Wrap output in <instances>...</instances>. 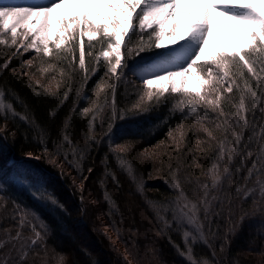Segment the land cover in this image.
I'll use <instances>...</instances> for the list:
<instances>
[{"label": "trees", "instance_id": "obj_1", "mask_svg": "<svg viewBox=\"0 0 264 264\" xmlns=\"http://www.w3.org/2000/svg\"><path fill=\"white\" fill-rule=\"evenodd\" d=\"M84 41L83 68L78 63V49L74 54L66 51L72 42L62 48L68 60L47 59L53 60V87L43 82L45 73L37 74L39 80L19 70L22 58L19 60L16 47L13 51L8 41L0 46V90L19 114L6 115L0 109V239L15 234L16 220L28 210V218L38 230L39 224H44L46 233L44 245L30 250L29 264H43L42 257L48 264H60L61 260L62 264H131L124 250L136 264H189L191 259L199 264L204 260L209 264H264V196L260 194L264 160L259 159L264 156V115L260 110L264 96L257 102L245 94L242 114L247 126L232 164L227 165L240 91L233 86L231 94L224 93L220 109L225 115L219 120L216 112L194 105L208 115L203 126L212 131L209 137L179 103L186 99L182 94L169 91L159 99L147 100L145 85L129 69L151 61L162 51H145L128 60L129 69L117 82L114 99L124 118H117L109 129L111 74L99 55L98 41L91 42L96 45L91 53L90 42ZM41 64L49 63L36 62V67ZM237 83L242 85L239 80ZM252 86L255 88L254 79ZM65 92L67 99L61 103ZM84 108L89 111L84 113ZM65 135L79 150L76 159L71 155L65 159L70 151L63 141ZM121 146L125 151L120 152ZM248 153L252 155L246 166L241 165ZM114 154L134 166L142 189L117 166ZM254 160L256 167L251 168ZM226 165L228 172L224 171ZM106 169L115 174L119 186ZM177 182L190 200L201 202L203 186L209 187L211 207L209 220L203 221V241L188 239L186 245L183 225L165 229L156 219L157 213L167 219L174 212L172 202L178 192L170 185ZM237 188L244 191L237 193ZM23 235L32 233L24 229ZM149 244L152 249L147 250Z\"/></svg>", "mask_w": 264, "mask_h": 264}, {"label": "snow or ice", "instance_id": "obj_2", "mask_svg": "<svg viewBox=\"0 0 264 264\" xmlns=\"http://www.w3.org/2000/svg\"><path fill=\"white\" fill-rule=\"evenodd\" d=\"M261 2L264 3V0ZM183 5H187L186 13ZM57 12L59 14L54 20L53 14ZM213 13L230 21L236 34L242 38L246 37L248 43L238 47L229 40L214 22ZM0 23L3 29L10 33L13 45L18 39V29H23L20 37L27 41V44L22 43L20 47L26 50L33 49L37 54L42 53L43 57L68 60L69 57L62 52V46L71 41L66 51L74 54L78 49V63L81 68L85 65L84 37L87 36L90 42L89 53L96 48L91 42L98 41L99 55L104 58V67L112 78L110 94L113 99L109 129L117 118H124L118 114L114 99L117 82L125 69H129L128 60L140 56L142 52L167 49L151 61L129 69L131 74L145 85L147 100L159 99L169 91L182 94L186 99L179 103L201 123L202 130L209 137H212V131L203 126V121L208 119V115L194 105L206 106L207 109L217 113L219 120L225 115L220 109L221 99L225 92L231 94L233 86H236L241 98L232 120L231 126L235 135L234 141L231 142L232 147L228 149L227 165L232 164L233 154L241 146L244 129L247 126L242 114L245 94L257 102L260 101L261 96H264V7H258L257 0H55L54 3L43 7L5 4L0 6ZM134 38H136L135 46H133ZM5 42L0 41V43ZM50 46H54L56 51L54 52L53 47ZM210 46H212L211 51H209ZM201 61L203 63H198ZM43 70L48 71V69ZM245 72L250 75L245 76ZM253 79L255 88L252 86ZM238 80L242 85L237 83ZM225 84H227L226 88ZM67 96L68 93L65 92L61 97V103L67 99ZM5 99L6 93L0 90V109L11 111L13 105L6 104ZM260 110L264 115V105H260ZM82 111L87 113L89 109L84 108ZM12 115L19 114L12 112ZM4 119L7 120V116ZM21 119L30 125L35 124L34 120H29L27 117ZM44 135L41 130L42 143H44ZM106 135L110 137L111 133L107 132ZM182 136L183 133L181 138ZM92 140L99 143L94 136ZM63 141L70 150L65 153V159H68L69 155L76 159L79 150L67 135L63 137ZM197 143L199 144L200 141ZM44 150L47 151L46 146ZM123 151L125 149L121 146L120 152ZM261 151H264V147ZM251 155L252 153H248L243 157L240 161L241 165L246 166V161ZM114 158L117 166L127 173L133 185L142 189L144 185L135 174L134 166L126 163L120 155L114 154ZM259 159L264 160V156ZM227 165L224 168L225 172H228ZM255 167L254 160L251 168ZM106 171L119 186L115 174L108 169ZM170 187L174 192H178L172 202L176 210L167 219H162L157 213V221L161 222L165 229L181 225L188 229L183 234L186 245L191 230H194L191 236L193 241L197 236L204 240L203 221L209 220L211 207L209 187L203 186L202 202L190 200L179 182ZM236 191L240 193L244 189L237 188ZM260 194L264 196V184L261 185ZM13 218L15 219V214ZM44 227V224H39L38 230L37 225L28 218V210L21 213L16 220L15 234L9 233L7 240L0 239V264H29V252L32 247L43 246L45 243L46 233L42 231ZM24 229H30L32 235L25 237ZM60 255L63 257L64 254ZM188 255H192L190 246ZM41 259L43 264H48L46 257ZM189 264H199V262L191 259ZM202 264L209 262L204 260Z\"/></svg>", "mask_w": 264, "mask_h": 264}, {"label": "rangeland", "instance_id": "obj_3", "mask_svg": "<svg viewBox=\"0 0 264 264\" xmlns=\"http://www.w3.org/2000/svg\"><path fill=\"white\" fill-rule=\"evenodd\" d=\"M5 1V0H4ZM10 1H13L10 6H30V7H43V6H47L51 3H54L55 0H10ZM6 3H7V0H6ZM257 6L258 7H264V3L261 2V0H257ZM183 10L187 11V5H183ZM59 13H54L53 14V18L55 20V17L58 15ZM213 20L214 22L216 23V25L218 26L219 30L221 32H223L229 40H231L234 44H236L238 47L241 46L242 44H246L248 43L247 41V38L246 37H240L236 34L235 30L233 29L232 25H231V22L222 18V17H218L215 13H213ZM24 30L23 29H18V40L16 41V43L18 45H13L11 43V36H10V33L3 29L2 27V23H0V41H6L5 43H0V46H5V44L7 43V41L10 43V45L12 46L11 49L14 51L15 47L16 49L19 51L20 53V56H19V60L20 58H22V62H21V69H19L20 71L23 70L25 71L24 73L27 75V76H30L32 77L33 79H36V76L39 77V75H37L38 73L40 74V76H43L41 75L42 73H45V82L46 83V86L48 87H53L54 85H56V81L55 79H53V76L50 75L51 73H53V69H52V64H50L51 62H53V60H47L49 57H43V54L40 53V54H37L33 49H25L24 47H20V45L23 43V44H27V41H24L22 39V37H20V33L23 32ZM84 38L87 39V36H85ZM29 39H31V37H29ZM71 41L67 42L66 44H69ZM64 46V45H63ZM62 46V48H63ZM50 47H53L54 49V52L56 51L54 46H50ZM171 47V46H169ZM162 51V53L164 51H166L167 49H160ZM212 50V46H210V49L209 51ZM122 51H123V48H122ZM36 62H44V63H49L47 65H42L39 66L38 68L36 67ZM198 63H203V61L201 62H198ZM49 65H51V67H49ZM43 69H48V71H44ZM197 71H199V69H197ZM36 74V75H35ZM50 76V77H49ZM43 78V77H42ZM41 79V77H39V80ZM207 87V86H206ZM5 103L7 104V100L5 99ZM6 115H12V112H14V110L12 109L11 111L8 110V109H1ZM13 116V115H12ZM28 159H31V160H34V161H37L36 158H32V156H29ZM176 209L174 208V211ZM185 228V227H184ZM186 229V228H185ZM188 230V229H186ZM143 232L142 230H140V233ZM194 233V230H191L190 231V235H189V240L193 241L191 236L192 234ZM85 239L89 242L90 239H89V236L87 234H85ZM201 239L199 238V236L196 237V240L193 241V242H197V241H200ZM113 242L116 241V243L118 242V239L117 238H114L112 240ZM203 241V240H201ZM124 249V248H122ZM152 248H150V244L147 248V250H150ZM131 251V250H130ZM125 252V253H124ZM123 254L125 255V258L131 262V264H136L135 263V260H134V257H132L130 255V253L127 251V250H124Z\"/></svg>", "mask_w": 264, "mask_h": 264}, {"label": "bare ground", "instance_id": "obj_4", "mask_svg": "<svg viewBox=\"0 0 264 264\" xmlns=\"http://www.w3.org/2000/svg\"><path fill=\"white\" fill-rule=\"evenodd\" d=\"M13 1H10V0H7V3H6V0L4 1V0H0V6H3V5H5V4H8V5H10L11 3H12ZM81 197V196H80ZM76 199V198H75ZM79 203V202H78ZM83 205V204H82ZM84 210V209H83ZM82 210V211H83ZM85 214V213H84ZM83 214V215H84Z\"/></svg>", "mask_w": 264, "mask_h": 264}]
</instances>
